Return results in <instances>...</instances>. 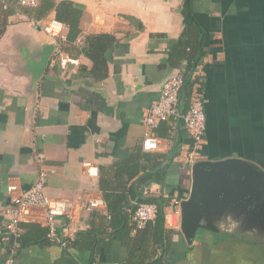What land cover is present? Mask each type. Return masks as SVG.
<instances>
[{
	"label": "crops",
	"instance_id": "crops-1",
	"mask_svg": "<svg viewBox=\"0 0 264 264\" xmlns=\"http://www.w3.org/2000/svg\"><path fill=\"white\" fill-rule=\"evenodd\" d=\"M72 1L83 7L74 39L67 26L64 38L43 30L54 12L35 21L0 7V222L10 203L7 185L32 186L39 152L47 167L56 168L47 176V193L77 205L73 216L56 220L52 235L42 222L21 223L15 264L90 263V253L64 245L108 217L106 204L85 208V198L103 196L99 175L90 176L84 164L108 167L142 148L148 131L143 116L165 79L179 71L165 60L184 29L185 0ZM10 4L18 2L9 0L6 9ZM194 6L207 32L200 64L207 127L199 160H242L264 171V0H194ZM94 34L113 37L95 59L86 52ZM171 147L161 137L154 152ZM180 155L164 182L145 187V193L170 198L166 227L174 230L176 245L165 253L166 264H264V179L250 201L236 198L223 214L215 211L213 224L198 228L189 243L181 229V202L190 197L194 163ZM124 256L115 241L97 264H121ZM5 260L0 246V264Z\"/></svg>",
	"mask_w": 264,
	"mask_h": 264
},
{
	"label": "trees",
	"instance_id": "trees-1",
	"mask_svg": "<svg viewBox=\"0 0 264 264\" xmlns=\"http://www.w3.org/2000/svg\"><path fill=\"white\" fill-rule=\"evenodd\" d=\"M0 7L4 12L21 10L35 21H41L54 12L55 19L69 28V39H74L80 33L83 7L72 0H41L35 7L19 4H10L8 9L2 4ZM182 12L184 29L180 37L172 41L165 65L178 68L183 73L184 86L180 97L183 101L182 111L185 112L194 84L191 75L207 54V32L196 18L194 0H185ZM88 39L89 48L86 52L94 59L99 52L104 53L113 41V37L108 34H94L88 36ZM170 131L171 126L167 121L160 122L155 129L158 136L172 141L169 152H145L142 148H137L127 158L99 169V187L108 217L104 224L92 222L89 229L81 230L73 239H68L69 247L90 253L89 264H97V257L102 251L107 256L115 241L124 248L125 256L121 264H166L165 253L170 246L176 245L172 239L174 230L166 227L165 208L170 198L145 193V187L153 181L166 180L170 165L188 138L181 124L173 135ZM134 201L155 203L156 218L139 227L131 220L132 212L137 207ZM45 233H48V228Z\"/></svg>",
	"mask_w": 264,
	"mask_h": 264
},
{
	"label": "built area",
	"instance_id": "built-area-1",
	"mask_svg": "<svg viewBox=\"0 0 264 264\" xmlns=\"http://www.w3.org/2000/svg\"><path fill=\"white\" fill-rule=\"evenodd\" d=\"M41 0H17L21 6L35 7ZM4 8L8 7L9 0H0ZM66 25L51 18L43 25V30L53 38H64ZM203 71L200 64L193 71L191 78L194 80L189 98L188 107L182 111L183 101L180 97L184 86V76L179 70L170 75L163 82L160 96L154 100L143 116V123L148 128L142 141V149L145 152H154L161 148V137L155 129L162 121L169 122L170 133L173 135L179 124H183L190 144L181 149V157L188 164H193L201 157V147L206 136L207 116L205 109V98L201 89ZM181 122V123H180ZM40 163L38 178L29 188L23 189L19 184L10 182L7 185V193L10 203L1 213L3 220L0 222V246L6 249L5 264H15L17 261L19 238L21 236L20 225L23 222H42L49 234L52 235L55 229V222L64 216H73L77 205L67 199L54 198L46 191V180L50 173L56 171L55 167H47L44 163L43 154L38 153ZM87 172L92 177L99 175V169L91 163L84 164ZM105 204L103 197L90 195L85 198V208L96 210ZM136 209L132 212L131 220L139 227L144 226L148 221H153L157 214L155 203H137ZM66 240L64 245H68Z\"/></svg>",
	"mask_w": 264,
	"mask_h": 264
},
{
	"label": "water",
	"instance_id": "water-1",
	"mask_svg": "<svg viewBox=\"0 0 264 264\" xmlns=\"http://www.w3.org/2000/svg\"><path fill=\"white\" fill-rule=\"evenodd\" d=\"M193 170L194 185L190 197L181 202V229L189 243L198 228L213 224L211 217L215 211L223 214L230 201L236 198L250 201L249 193L260 179H264V171H257L250 163L236 159L198 160Z\"/></svg>",
	"mask_w": 264,
	"mask_h": 264
},
{
	"label": "rangeland",
	"instance_id": "rangeland-1",
	"mask_svg": "<svg viewBox=\"0 0 264 264\" xmlns=\"http://www.w3.org/2000/svg\"><path fill=\"white\" fill-rule=\"evenodd\" d=\"M180 208V206H178V203L175 201L174 203V211H177Z\"/></svg>",
	"mask_w": 264,
	"mask_h": 264
}]
</instances>
